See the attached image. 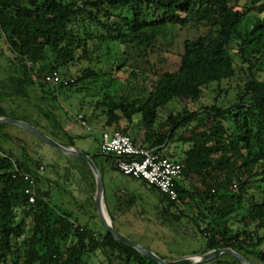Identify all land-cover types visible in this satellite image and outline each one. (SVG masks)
I'll use <instances>...</instances> for the list:
<instances>
[{
    "label": "trees",
    "instance_id": "obj_1",
    "mask_svg": "<svg viewBox=\"0 0 264 264\" xmlns=\"http://www.w3.org/2000/svg\"><path fill=\"white\" fill-rule=\"evenodd\" d=\"M187 29L203 32L184 40L179 68L154 70L149 57L157 45ZM0 34L14 69L0 80V118L29 123L62 145L70 137L52 110L67 116L62 102L82 95L76 117L93 128L119 132L167 158L164 148L188 146L177 161L183 166L178 201L140 182L163 204V214L176 210V220L194 223L205 241L203 254L229 248L264 264V0H0ZM114 54L117 72L131 59H146L147 68L135 64L120 84L108 67ZM102 57L106 67L97 69ZM77 63L87 66L73 74ZM53 73L61 82L45 83ZM208 91L216 96L202 103ZM230 91V104L218 101ZM185 96L199 106L173 111ZM22 103L38 116L19 112ZM85 105L90 112L82 115ZM11 128L20 129L0 125V264H112L113 258L116 264H157L55 205L40 160L18 159L2 148L1 142L14 141ZM131 128L143 132L141 142ZM101 156L118 170L113 157ZM72 160L70 170L80 180H86L80 164L93 177L86 162ZM26 174L35 181L32 205ZM254 183L263 198L248 203ZM90 185L96 187L94 177ZM135 199L125 200L127 209ZM192 204L197 214L191 217L186 208ZM215 263L240 264L227 255Z\"/></svg>",
    "mask_w": 264,
    "mask_h": 264
},
{
    "label": "rangeland",
    "instance_id": "obj_2",
    "mask_svg": "<svg viewBox=\"0 0 264 264\" xmlns=\"http://www.w3.org/2000/svg\"><path fill=\"white\" fill-rule=\"evenodd\" d=\"M202 32V29H200V31L188 29L181 30L176 36H173L171 41H161V43L157 45L159 49L155 50L149 57V62L151 66H153L152 68L160 72L176 71L180 66V54L182 52L184 40L195 38ZM145 60L146 59L142 58L137 60L131 59L121 71L117 72L116 69L119 60L116 54L112 55L108 61V67L113 69V71H111V78L119 80L120 84L125 83L132 69L135 67V64L138 63V66L141 65L145 67ZM10 64L7 46L4 38L0 34V80L7 79V76L14 72ZM86 66V63H77L71 67L72 73L79 74ZM93 66L97 69H104L106 67L105 58L102 57L101 63H94ZM228 88V86H223V89ZM234 94V91H230L228 94L223 93L218 97V101H223L228 105L233 101ZM215 96L216 95L211 91L205 92L202 103H212ZM80 99L83 100L82 95L70 99L69 102H73V104H70V107L69 102L67 105L62 102V107L67 116L61 114L56 108L52 111L63 128L66 126H78L71 132L78 136L74 138L73 145H75V148L91 155H96L98 147L96 130H101V128L89 126L92 131L87 132L85 128L81 126L79 116L76 117ZM90 100L91 98L87 99L88 102H90ZM192 100L191 97L185 96L178 102L172 104L171 109L176 112L182 111L185 106L196 109L199 103H193ZM20 106L23 109L19 112L33 113L35 117L38 116V113L32 106L26 105L25 103H22ZM12 108H16V105L12 106ZM89 112V106L85 105V110L82 115L86 113L89 114ZM56 133L58 136L64 137L63 132L57 130ZM8 134L11 135L14 141L1 142L2 148L12 152L18 159L25 160L26 155H28L32 159L40 160L41 168L44 169L42 177L46 180L43 183L44 189H51L53 203L65 210L73 212L79 220V225H87L103 233L105 229L100 223L93 207L96 187H91L90 183L93 181V177L87 172V169L80 164L86 172V180L82 181L76 173L70 170L72 167L71 162L74 161L72 157L65 156L44 145L22 129L11 128L8 130ZM65 143L69 144V141L65 140ZM261 191L260 185L254 183V186L248 193L247 202L252 203L254 199L262 200L263 195ZM103 203L108 218L119 233L136 244L149 249L163 260L169 261L179 258H190L187 261L191 264L193 262L191 260L192 257H199L205 254H203L205 251V241L198 233L194 223L190 221L189 218H180L176 220L175 217L178 218L180 216V213L176 210H171L168 215L163 214L164 206L160 204L159 199L153 193L141 192V197L139 199L136 198L131 207L128 209L127 207H121L122 210L124 209L123 214L120 215L119 213L121 211H116L115 214L120 216V218L118 217L117 220L113 219L114 222L110 217L112 213L110 212V207L107 205L105 197ZM192 207L186 208L187 214L191 217L197 214L196 205L192 204ZM225 259L228 260V258ZM104 260L105 259L101 260L103 261L102 263L96 260V264H106ZM216 260L205 264H216ZM248 261L252 264H257L254 258H250ZM112 264H116L114 258Z\"/></svg>",
    "mask_w": 264,
    "mask_h": 264
},
{
    "label": "built area",
    "instance_id": "obj_3",
    "mask_svg": "<svg viewBox=\"0 0 264 264\" xmlns=\"http://www.w3.org/2000/svg\"><path fill=\"white\" fill-rule=\"evenodd\" d=\"M45 83L57 85L61 82L58 73L46 76ZM81 126L87 132L91 128L79 116ZM100 153L103 156L113 157L116 160L118 171L129 178L146 182L156 188L170 201H178L177 182L182 176L183 166L167 157L157 154L154 150L143 148L133 142L131 138L119 132H102L100 142ZM43 168L40 172L43 173ZM25 181L29 182L26 194L29 196V204L35 203L34 179L26 174Z\"/></svg>",
    "mask_w": 264,
    "mask_h": 264
},
{
    "label": "water",
    "instance_id": "obj_4",
    "mask_svg": "<svg viewBox=\"0 0 264 264\" xmlns=\"http://www.w3.org/2000/svg\"><path fill=\"white\" fill-rule=\"evenodd\" d=\"M0 125H8V126H13L22 129L23 131L27 132L30 134L32 137L43 143L44 145L52 148L55 151H58L65 156L76 158L79 160H82L88 164L90 169L95 175V180H96V194H95V205H96V210H97V216L99 218L100 223L102 224L103 228L105 229L106 232L111 234L113 238L121 243L124 244L130 248H133L140 254H142L145 258L157 263V264H171V263H176V262H181V261H187L190 258H179V259H173V260H163L160 258L158 255L150 251L149 249L140 246L124 236L123 234L119 233L115 227L112 225L110 219L108 218L105 210H104V182L101 173L97 169L96 165L94 164L93 159L83 153L82 151L73 148V147H65L61 145L60 143L56 142L53 140L51 137L46 135L44 132L36 128L35 126L15 120L12 118H0ZM223 255H229L233 258H235L237 261H239L241 264H252L250 263L246 258H244L242 255L237 253L236 251L232 249H219V250H213L205 253L202 256L199 257H192L191 260L193 261L191 264H205L212 262L216 260L217 258L223 256ZM195 258H199L196 260Z\"/></svg>",
    "mask_w": 264,
    "mask_h": 264
},
{
    "label": "crops",
    "instance_id": "obj_5",
    "mask_svg": "<svg viewBox=\"0 0 264 264\" xmlns=\"http://www.w3.org/2000/svg\"><path fill=\"white\" fill-rule=\"evenodd\" d=\"M77 127L78 126H66L63 128L64 131L67 132V134L69 135L70 139L65 137L62 142V145H66L65 147H69V148L70 147L75 148V145L72 146L70 144V140H72L74 144V138L78 136L71 132ZM105 131L113 132L112 130H98V129L96 130V135L98 138V147H97L96 155H91L89 153H86L85 151H82V152L90 156L92 159H94V162L103 178L104 197L107 202V205L110 207V212L112 213V214L109 213L110 217H112L114 220H117V218L118 217L120 218V216H117L115 213L116 211H118L119 206L120 208L126 207L125 200H128L130 198L139 199L141 197V192L152 193V190L145 188L140 181H135V180L130 179L129 177L122 175L118 170L115 169L114 160L101 156V153H100L101 133ZM130 132L136 134L137 142L142 141L143 139L142 131H140L139 129L134 130L133 128H131ZM65 140H68L69 144L65 143ZM188 148H189L188 146L174 144L169 149L164 148L163 154L168 155V158L174 161H178L179 159L182 158L184 152L187 151ZM94 181L96 184L95 178H94ZM93 202L95 205V199L93 200ZM94 210L97 213L96 205H95ZM119 214L120 215L123 214V211H121Z\"/></svg>",
    "mask_w": 264,
    "mask_h": 264
},
{
    "label": "bare ground",
    "instance_id": "obj_6",
    "mask_svg": "<svg viewBox=\"0 0 264 264\" xmlns=\"http://www.w3.org/2000/svg\"><path fill=\"white\" fill-rule=\"evenodd\" d=\"M94 164H95V162H94ZM96 165V164H95ZM97 167V166H96ZM98 169V168H97ZM92 171V170H91ZM93 173V172H92ZM93 175H94V173H93ZM94 178H95V175H94ZM196 260H198L199 258H195Z\"/></svg>",
    "mask_w": 264,
    "mask_h": 264
}]
</instances>
